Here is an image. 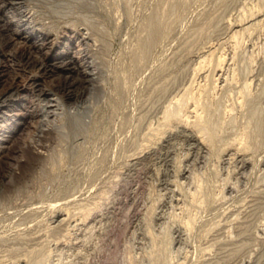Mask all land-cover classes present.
Wrapping results in <instances>:
<instances>
[{
    "label": "rangeland",
    "instance_id": "rangeland-1",
    "mask_svg": "<svg viewBox=\"0 0 264 264\" xmlns=\"http://www.w3.org/2000/svg\"><path fill=\"white\" fill-rule=\"evenodd\" d=\"M4 1L9 78L41 33L52 54L69 35L95 79L79 84L81 68L44 78L52 91L72 81L79 94H31L25 109L36 113L2 143L12 159L0 169V263L264 264V0Z\"/></svg>",
    "mask_w": 264,
    "mask_h": 264
},
{
    "label": "bare ground",
    "instance_id": "bare-ground-1",
    "mask_svg": "<svg viewBox=\"0 0 264 264\" xmlns=\"http://www.w3.org/2000/svg\"><path fill=\"white\" fill-rule=\"evenodd\" d=\"M4 1V0H3ZM8 1V2H7ZM5 2V4H7V5H10V7H14L16 4H18L19 2H20V0H5L4 1ZM249 7V6H248ZM18 8V7H17ZM250 8V7H249ZM258 9V8H257ZM244 10V9H243ZM253 10V9H252ZM255 10V9H254ZM17 11V10H16ZM261 11V10H260ZM22 12V11H21ZM251 12V11H250ZM250 12H248L249 14H250ZM32 13V12H31ZM246 13V12H245ZM253 13V12H252ZM260 14V13H259ZM250 15H252V14H250ZM254 15V14H253ZM256 15V14H255ZM245 16V15H244ZM263 16V15H262ZM238 18H240L239 16H238ZM256 18V17H255ZM236 19V18H235ZM250 19H252V18H250ZM254 19V18H253ZM237 20V19H236ZM236 20H235V23H236ZM240 20H241V18H240ZM245 20V19H244ZM246 20H248V18H246ZM233 21V20H232ZM238 21V20H237ZM249 21V20H248ZM255 21V20H254ZM253 21V22H254ZM256 22H259V21H256ZM234 23V24H235ZM242 23V22H241ZM247 23H251V24H249L250 26L252 25V21H250V22H246V24ZM238 25V24H237ZM257 24H255V26H256ZM259 25V24H258ZM261 25H263V24H261ZM24 26V25H23ZM249 26V27H250ZM35 27V26H34ZM231 27V26H230ZM251 27H253V26H251ZM264 27V26H263ZM241 28H242V25H241ZM244 28V27H243ZM245 28H248L247 26H245ZM244 28V29H245ZM255 28H257V27H255ZM259 28V27H258ZM234 29V28H233ZM249 29V28H248ZM3 30V29H2ZM234 31V30H233ZM232 31V32H233ZM242 31V30H241ZM241 31H240V33H241ZM245 31V30H244ZM235 32V31H234ZM237 32V31H236ZM32 34H33V32H31ZM87 33V32H86ZM239 32H238V34H240ZM251 33V32H250ZM7 34H8V32H7ZM236 34V33H235ZM35 38H36V40L38 41V43L36 42V44L34 43V42H29L28 43V45H24L21 49H19V54L21 55V57L23 58V62H22V64H21V67L20 68H17V70L19 71V73H21V76H18V77H16V76H13L12 78H9L8 76H7V72H6V70L7 69H5L3 66L4 65H2L3 64V62H2V64H1V62H0V125H1V127H0V169L1 168H4L7 164H9V160L10 159H12V157L7 153L8 151H6L5 152V146H3L2 145V143H4V142H8V141H10L12 138L11 137H14V132L17 130L18 131V127H17V125L19 124V123H21L22 121H23V123H25L26 122V119L28 118V117H31V116H33L35 113H36V111H33V112H29L28 110L26 111V109H25V107L26 106H29L28 105V103H29V98H30V96H31V94L33 95L34 93L37 95V97L38 98H44L45 99V97H48L51 93H61L62 95H63V97L64 98H66V99H69L70 100V98H75L76 96H78V94H79V91H77V85H74L73 84V82L71 81V82H62V83H57V84H54V89H55V91H52V90H50V89H47V88H45L43 85H42V81L44 80V78H46V77H48V76H50V75H52V74H55L57 71H60V70H62V71H64V73H65V75H64V77H65V80H66V78H68L69 76H70V72H73L74 70H76V69H78V68H81V70L80 71H78V73L81 75V79L80 80H78L79 81V84L80 83H86V82H89V81H91V80H94L95 79V77H94V71L91 69V65H90V62L91 61H88V60H84V57H83V61L81 60V61H78V59L76 58V56H75V53H77L75 50L73 51V53H71V52H69V50H70V47H71V44H72V39L70 38V37H64L63 38V41L61 42V45L58 47V50H56V52L54 53V54H52V53H50L49 51H50V49L53 47L52 46V38L51 37H49V36H46V34L45 35H42L41 33H35ZM234 36V35H233ZM241 36V35H240ZM250 36H252V35H250ZM256 36H257V33H256ZM83 37V36H82ZM228 37V36H227ZM236 37V36H235ZM237 37H239V35L237 36ZM242 37V36H241ZM154 38V37H153ZM156 38V37H155ZM230 38V37H229ZM247 38V37H246ZM4 39V38H3ZM8 39H10V37L8 36V37H6L4 40H5V43H6V41L8 40ZM231 40H232V36H231V38H230ZM234 39V38H233ZM249 39V38H248ZM155 40V39H154ZM220 40V39H219ZM241 40V39H240ZM251 40V39H250ZM151 41V40H150ZM149 41V42H150ZM235 41V40H234ZM253 41V40H252ZM4 42V41H3ZM223 42H224V40H223ZM222 42V43H223ZM242 42V41H241ZM246 42V41H245ZM86 43V42H85ZM148 43V42H147ZM152 43H153V41H152ZM151 43V44H152ZM146 44V43H145ZM229 44V43H228ZM230 44H232V43H230ZM255 44V43H254ZM143 45H144V43H143ZM212 45V44H211ZM250 45H252L251 43H250ZM85 46V45H84ZM150 46V45H149ZM155 46V45H154ZM231 46V45H230ZM32 47H36V49H38L39 50V56H34V55H32L31 54V48ZM147 47V46H146ZM232 47V46H231ZM251 47H253V46H251ZM80 48V47H79ZM148 48V47H147ZM151 48V47H150ZM216 48H217V46H216ZM234 48V47H233ZM77 49V48H76ZM144 49V48H143ZM250 49V48H249ZM53 50V49H52ZM141 50V49H140ZM149 50V49H148ZM213 50V49H212ZM142 51V50H141ZM231 51V50H230ZM259 51V50H258ZM80 52V51H79ZM144 52H145V50H144ZM156 52V51H155ZM257 52V51H256ZM211 53H212V51H211ZM210 53V54H211ZM258 53V52H257ZM143 54V53H142ZM252 54V53H251ZM258 55V54H257ZM14 56V55H13ZM15 57H16V55H15ZM18 57H19V55H18ZM242 58V57H241ZM219 59H221V58H219ZM201 60H202V58H201ZM3 61V60H2ZM18 61V60H17ZM204 61V60H203ZM222 61V60H221ZM224 61V60H223ZM254 61H256L255 59H254ZM253 61V62H254ZM260 61V60H259ZM220 62V61H219ZM255 63V62H254ZM263 63V62H262ZM17 64V63H16ZM222 65V64H221ZM228 65V64H227ZM262 65V64H261ZM217 66H219V65H217ZM216 66V67H217ZM222 67V66H221ZM96 68V67H95ZM198 68V67H197ZM196 68V69H197ZM227 68V67H226ZM225 68V69H226ZM215 69V68H214ZM222 69V68H221ZM251 69V68H250ZM9 70V69H8ZM33 70H38V72H35V73H30L31 71H33ZM228 70V69H227ZM249 70V69H248ZM262 70V69H261ZM25 71H27V73H30V74H27ZM199 71V70H198ZM243 71H245V70H243ZM256 71V70H255ZM258 71V70H257ZM256 71V72H257ZM207 72V71H206ZM250 73L252 72L251 70L249 71ZM248 72V73H249ZM77 73V72H76ZM213 73H215V72H213ZM241 73V72H240ZM249 73V74H250ZM258 73H259V71H258ZM18 74V73H17ZM17 74H14V75H17ZM58 74V73H57ZM254 74V73H253ZM261 74V73H260ZM60 75V74H59ZM99 75V74H98ZM241 75V74H240ZM54 76V75H53ZM71 76H72V74H71ZM70 76V77H71ZM244 76V75H243ZM16 77V78H15ZM73 77V76H72ZM233 77V76H232ZM239 77V76H238ZM74 78H75V76H74ZM217 78H218V76H217ZM216 78V79H217ZM262 78V77H261ZM264 78V77H263ZM262 78V79H263ZM100 79V78H99ZM253 79V78H252ZM260 79V78H259ZM258 79V80H259ZM64 80V81H65ZM226 80V79H225ZM224 80V81H225ZM240 80V79H239ZM257 80V81H258ZM261 80V79H260ZM218 81V80H217ZM250 81V80H249ZM256 81V82H257ZM96 82V81H95ZM233 82H234V79H233ZM236 82V81H235ZM241 82H243V81H241ZM245 82V81H244ZM228 83V82H227ZM246 83H247V81H246ZM249 83V82H248ZM260 83V82H259ZM101 84V83H100ZM204 85V84H203ZM202 85V86H203ZM226 85V84H225ZM75 86H76V88H75ZM224 86V85H223ZM72 87V88H71ZM94 87V86H93ZM233 88H235V87H233ZM236 89V88H235ZM240 89V88H239ZM243 89V88H242ZM96 91H97V89H95ZM94 90V91H95ZM230 90H231V87H230ZM244 90H245V88H244ZM256 90V89H255ZM20 91H23L24 92V94L22 95L21 94V96H19V98H17V93L18 92H20ZM100 91V90H99ZM224 91H226V90H224ZM242 91V90H241ZM248 91V90H247ZM78 92V93H77ZM228 92H230V91H228ZM232 92V91H231ZM237 92V91H236ZM245 92V91H244ZM243 92V93H244ZM83 93V92H82ZM225 93V92H224ZM235 93V92H234ZM246 93V92H245ZM229 94V93H228ZM236 94V93H235ZM239 94V93H238ZM250 94H251V92H250ZM82 95V94H81ZM225 95V94H224ZM243 95V94H242ZM245 95V94H244ZM244 95L242 96V97H244ZM234 96H236V95H234ZM241 96V95H240ZM36 97V98H37ZM233 97V96H232ZM52 99V98H51ZM54 99V98H53ZM62 99V98H61ZM228 99V98H227ZM245 99V98H244ZM33 100V99H32ZM60 100V99H59ZM75 100V99H74ZM194 100V99H193ZM196 100V99H195ZM237 100H239V99H237ZM242 100H243V98H242ZM47 101V104H46V106L48 107V110H47V112L48 113H52V114H54V113H56V109H57V104L56 103H53L52 101H54V100H46ZM232 101H234V100H232ZM241 101V100H240ZM248 101H249V99H248ZM195 102V101H194ZM197 102V101H196ZM235 102V101H234ZM238 102V101H237ZM40 103V102H39ZM42 103V102H41ZM46 103V102H45ZM198 103V102H197ZM196 103V104H197ZM233 103V102H232ZM231 103V104H232ZM236 103V102H235ZM244 103V102H243ZM44 104V103H43ZM191 104H193V103H191ZM205 104V103H204ZM240 104V102L238 103V105ZM246 104V103H245ZM201 105V104H200ZM39 106V105H38ZM199 105H197V107H198ZM248 106V105H247ZM50 107V108H49ZM193 107V106H192ZM191 107V108H192ZM239 107L240 108H243V107H241V105H239ZM249 107L251 108V106L249 105ZM44 108V107H43ZM207 108V107H206ZM245 108V107H244ZM243 108V109H244ZM85 109H87V108H85ZM196 109V108H195ZM246 109H248V108H246ZM14 110V111H13ZM32 110V109H31ZM201 110V109H200ZM205 110V109H204ZM12 111V112H11ZM167 111H169V110H167ZM194 111V110H193ZM198 111V110H197ZM196 111V112H197ZM208 111V110H207ZM11 112V113H10ZM78 112V111H77ZM87 112V111H86ZM191 112V111H190ZM251 112V111H250ZM47 113V114H48ZM166 113V112H165ZM171 113V112H170ZM173 113V112H172ZM177 113V112H176ZM198 113V112H197ZM63 114V113H62ZM76 114H78V113H76ZM84 114V113H83ZM173 114H175V112L173 113ZM172 114V115H173ZM200 114V113H199ZM86 115V114H85ZM169 115H171V114H169ZM179 115V114H178ZM177 115V116H178ZM189 115H190V113H189ZM206 115V114H205ZM48 116V115H47ZM53 116V115H52ZM87 116V115H86ZM187 116H188V114H187ZM186 116V117H187ZM202 116V115H201ZM74 117V116H73ZM79 117V116H78ZM169 117H171V116H169ZM185 117V118H186ZM199 117V116H198ZM205 117V116H204ZM54 118V117H53ZM62 118V117H61ZM84 118V117H83ZM86 118V117H85ZM88 118H89V116H88ZM175 118H178V117H175ZM188 118V117H187ZM194 118V117H193ZM196 118V117H195ZM207 118V117H206ZM65 119V118H64ZM171 119H173V118H171ZM182 119H184V118H182ZM202 119H203V117H202ZM13 120V121H12ZM73 120L75 121V127L76 128H78V129H80V131H81V128L80 127H83V124H82V126H81V123H79L78 121H80L81 120V118H80V120L77 118V117H74L73 118ZM72 120V124L74 123V121ZM188 120H189V118H188ZM199 121H200V119H198ZM257 120V119H256ZM264 120V119H263ZM66 121V120H65ZM64 121V122H65ZM83 121H85V119L83 120ZM92 121V120H91ZM177 121V120H176ZM185 121V120H184ZM203 121H204V119H203ZM86 122V121H85ZM178 122H180L179 120H178ZM207 122H209V121H207ZM56 123V122H55ZM62 123V122H61ZM60 123V124H61ZM65 123H67V122H65ZM82 123H84V122H82ZM193 123H194V120H193ZM199 122H197V124H198ZM58 124V123H57ZM71 124V125H72ZM85 124V123H84ZM191 124V123H190ZM194 124H196V123H194ZM199 124H203V122L202 123H199ZM63 125H65V124H63ZM90 125V124H89ZM176 125V124H175ZM204 125V124H203ZM44 126V125H43ZM56 126V125H55ZM73 126V125H72ZM88 126V125H87ZM87 126H86V128H87ZM172 126H173V124H172ZM186 126V125H185ZM202 126V125H201ZM209 126V125H208ZM207 126V127H208ZM75 127L73 128L74 130H75ZM91 127V126H90ZM199 127V126H198ZM197 127V128H198ZM203 127V126H202ZM22 128V127H21ZM84 129H82V130H85L86 128H85V126L83 127ZM174 128V127H173ZM189 128V127H188ZM78 129L76 130L77 132H78ZM169 129H171V127L169 128ZM175 130V129H174ZM181 130V129H180ZM188 130H190V129H188ZM263 130H264V128H263ZM79 131V132H80ZM169 131V130H168ZM170 131H172V130H170ZM200 131V130H199ZM35 132V131H34ZM76 132V133H77ZM78 132V133H79ZM85 132H87V131H85ZM84 132V133H85ZM175 132V131H174ZM191 132H193V131H191ZM46 133V132H45ZM71 133V132H70ZM81 133V132H80ZM83 133V132H82ZM82 133L80 134V135H82ZM83 133V134H84ZM166 133V132H165ZM168 133V132H167ZM187 133V132H186ZM197 133V132H196ZM206 133V132H205ZM49 134V133H48ZM73 135H74V133H73ZM164 135V134H163ZM185 135V134H184ZM206 135H208V134H206ZM210 135V134H209ZM208 135V136H209ZM77 136V135H76ZM45 137V136H44ZM161 137H163V136H161ZM170 137V136H169ZM155 138H156V136H155ZM167 138V137H166ZM189 138V137H188ZM191 138V137H190ZM201 138V137H200ZM199 138V139H200ZM204 138H206V137H204ZM211 137H209V140H211L210 139ZM213 138V137H212ZM194 139V138H193ZM156 140V139H155ZM169 140V139H168ZM208 140V139H207ZM208 140V141H209ZM159 141V140H158ZM199 141V140H198ZM84 142V141H83ZM162 142V141H161ZM167 142V141H166ZM202 141L200 140V143H201ZM213 142V141H212ZM44 143V142H43ZM159 143V142H158ZM190 143V142H189ZM149 144V143H148ZM196 144V143H195ZM197 144H198V142H197ZM208 144V143H207ZM209 144H210V141H209ZM31 145V144H30ZM79 145V144H78ZM81 145V144H80ZM166 145V144H165ZM151 146V145H150ZM157 146V145H156ZM197 146V145H196ZM202 146V145H201ZM209 146V145H208ZM229 146V145H228ZM231 146V145H230ZM239 146V145H238ZM11 147V146H10ZM39 147V146H38ZM146 147V146H145ZM152 147V146H151ZM189 147V146H188ZM233 147H235V146H233ZM243 147V146H242ZM241 147V148H242ZM7 148V147H6ZM16 148V146L14 147H12V149H15ZM20 148V147H19ZM40 148H43V146H41ZM202 148V147H201ZM210 147H208V149H209ZM240 148V149H241ZM47 149V148H46ZM199 149H200V147H199ZM9 150V149H8ZM11 150V149H10ZM25 150V149H24ZM242 150V149H241ZM244 150V149H243ZM242 150V151H243ZM46 151H48V150H46ZM197 151V150H196ZM226 151V150H225ZM235 151V150H234ZM236 151H237V149H236ZM49 152V151H48ZM141 152V151H140ZM207 152V151H206ZM223 152V151H222ZM12 153V152H11ZM32 153H33V155L35 156V159L37 158L38 159V162L40 163L41 161H44L43 159H44V157H45V155H44V153L45 152H43L42 151V149H39L38 148V150H32ZM31 153V154H32ZM199 153V152H198ZM242 153V152H241ZM245 153V152H244ZM59 154V153H58ZM62 154V153H61ZM197 154V153H196ZM248 154V153H247ZM143 155V154H142ZM166 155V154H165ZM219 155H221V154H219ZM236 155V154H235ZM59 156V155H58ZM61 156V155H60ZM59 156V157H60ZM187 156H189V155H187ZM231 156V155H230ZM249 156V155H248ZM53 157H54V155H53ZM52 157V158H53ZM151 157V156H150ZM155 157V156H154ZM194 157V156H193ZM204 157V156H203ZM251 157V156H250ZM34 158V157H33ZM138 158V157H137ZM145 158V157H144ZM198 158V157H197ZM205 158H207V157H205ZM222 158V157H221ZM46 159V158H45ZM166 159V158H165ZM200 159V158H199ZM218 159V158H217ZM220 159V158H219ZM218 159V160H219ZM233 159V158H232ZM239 159V158H238ZM245 159H247V158H245ZM47 160H49V159H47ZM228 160H230V159H228ZM249 160V159H248ZM37 161V160H36ZM59 161V160H58ZM134 161V160H133ZM136 161V160H135ZM195 161V160H194ZM240 161H242L241 159H240ZM230 162V161H229ZM34 163V162H33ZM191 163V162H190ZM194 163V162H193ZM228 163V162H227ZM232 163V162H231ZM243 163V162H242ZM28 164V163H27ZM42 164V163H41ZM138 164V163H137ZM224 164V163H223ZM245 164V163H244ZM187 166V165H186ZM189 166V165H188ZM223 166V165H222ZM29 167L30 166H28V169H29ZM128 167V166H127ZM195 167V166H194ZM55 168V167H54ZM223 168V167H222ZM27 169V170H28ZM42 169V168H41ZM128 169V168H127ZM26 170V171H27ZM190 171V170H189ZM193 171V170H192ZM195 171V170H194ZM233 171V170H232ZM243 172V171H242ZM234 173H235V171H234ZM27 174V173H26ZM193 173L191 172V175H192ZM245 174V173H244ZM193 175H195V174H193ZM193 175L191 176L192 178H193ZM17 176V175H16ZM182 176V175H181ZM198 176V175H197ZM210 176V175H209ZM22 177V176H21ZM21 177H19V178H21ZM200 177V176H199ZM196 178V177H195ZM239 178V177H238ZM192 180V179H191ZM166 181V180H165ZM172 181V180H171ZM174 181V180H173ZM168 182H169V180H168ZM167 182V183H168ZM175 182V181H174ZM193 182V181H192ZM196 182V181H195ZM200 182V181H199ZM175 184V183H174ZM177 185H179L178 183H177ZM201 185V184H200ZM170 186V185H169ZM18 187V186H17ZM199 187V186H198ZM179 188V187H178ZM197 188V187H196ZM200 188V187H199ZM206 188V187H205ZM171 189V188H170ZM177 189V188H176ZM201 189V188H200ZM199 189V190H200ZM203 189H204V187H203ZM203 189H201V190H203ZM168 190V189H167ZM198 190V191H199ZM200 190V192H201V195H202V191ZM205 190V189H204ZM208 190V189H207ZM198 191H196V192H198ZM166 192V191H165ZM173 192H175V191H173ZM181 192V191H180ZM210 192V191H209ZM208 192V193H209ZM206 193V192H205ZM190 194V193H189ZM185 195V194H184ZM199 195H200V193H199ZM198 195V196H199ZM179 196H180V193H179ZM194 196H196V195H194ZM206 196V195H205ZM205 196H204V198H205ZM172 197V196H171ZM193 197V196H192ZM172 198H174V197H172ZM181 198V197H180ZM199 198V197H198ZM203 198V197H202ZM209 198H210V196H209ZM178 199V198H177ZM181 199H183V198H181ZM185 199V198H184ZM192 199V198H191ZM196 200V199H195ZM10 201V200H9ZM8 201V202H9ZM183 201V200H182ZM11 202V201H10ZM9 202V203H10ZM184 202V201H183ZM200 202V201H199ZM202 202V201H201ZM182 203V202H181ZM186 203V202H185ZM197 203V202H196ZM187 204V203H186ZM189 204V203H188ZM191 204V203H190ZM193 204H195V203H193ZM180 206V205H179ZM186 206V205H185ZM191 206V205H190ZM174 207H176V206H174ZM186 207H188V205L186 206ZM186 207H185V210L187 211V209H186ZM181 208V207H180ZM85 209V208H84ZM88 209V208H87ZM61 210V209H60ZM66 210V209H65ZM90 210V209H89ZM59 212V211H58ZM78 212H80V213H83V212H81V211H78ZM174 212V211H173ZM180 212V211H179ZM61 213V212H60ZM91 213V212H90ZM176 212H174L173 214H175ZM59 214V213H58ZM65 214V213H64ZM67 214V213H66ZM84 214V213H83ZM82 214V215H83ZM88 214V213H87ZM59 215H61V214H59ZM76 215H77V213H76ZM163 215V214H162ZM68 216H69V214H68ZM86 216V215H85ZM172 216V215H171ZM174 216V215H173ZM57 217V216H56ZM61 217V216H60ZM59 217V218H60ZM66 217V216H65ZM82 217H84V216H82ZM88 217V216H87ZM69 218V217H68ZM67 218V219H68ZM86 218V217H85ZM85 218L83 219L84 220V224H85ZM58 219V218H57ZM62 219V218H61ZM66 219V218H65ZM87 219V218H86ZM93 219V218H92ZM60 220V219H59ZM70 220V219H69ZM83 220H81V221H83ZM97 220V219H96ZM99 221V220H98ZM186 221V220H185ZM184 221V222H185ZM60 222V221H59ZM74 222V221H73ZM175 222V221H174ZM75 223H76V221H75ZM183 223V222H182ZM82 224H83V222H82ZM90 224V223H89ZM88 224V225H89ZM93 224V223H92ZM188 224H189V222H188ZM191 224V223H190ZM55 225V224H54ZM58 225V224H57ZM91 225V224H90ZM187 225V224H186ZM82 226V225H81ZM93 226H94V224H93ZM191 226V225H190ZM179 227V226H178ZM180 227H181V225H180ZM185 227V226H184ZM183 227V228H184ZM91 228V227H90ZM187 228H189V227H187ZM191 228V227H190ZM175 230V229H174ZM177 231V230H176ZM182 232V231H181ZM190 232V231H189ZM186 233V232H185ZM186 235V234H185ZM209 237H207V239H208ZM181 241V240H180ZM175 242V241H174ZM179 242V241H178ZM56 243H58V242H56ZM47 246V245H46ZM208 246V245H207ZM204 247H206V246H204ZM48 248V247H47ZM46 248V249H47ZM204 249V248H203ZM205 249H207V248H205ZM35 250V249H34ZM49 250V249H48ZM208 250V249H207ZM30 251V250H29ZM40 251V250H39ZM45 251V250H44ZM47 251V250H46ZM186 251V250H185ZM203 251V250H202ZM206 251V250H205ZM28 252V251H27ZM31 253H32V251H30ZM48 252V251H47ZM51 252V251H50ZM187 252V251H186ZM45 253V252H44ZM33 254V253H32ZM41 254V253H40ZM43 254V253H42ZM46 254V253H45ZM48 254V253H47ZM203 254V253H202ZM26 255V254H25ZM25 255H24V257H25ZM38 255V254H37ZM189 255V254H188ZM205 255V254H204ZM34 257H35V255H33ZM44 256H46V255H44ZM43 256V257H44ZM40 257H42V256H40ZM39 257V258H40ZM186 257V256H185ZM188 257V256H187ZM203 257V256H202ZM23 258V257H22ZM29 258V257H28ZM36 258V257H35ZM38 259V258H37ZM45 259V258H44ZM20 260H21V258H20ZM35 260V259H34ZM40 260V259H39ZM185 260V259H184ZM183 260V261H184ZM189 260H191V258L189 259ZM27 261V260H26ZM26 261H25V264H27L26 263ZM186 261V260H185ZM28 262V261H27ZM31 262V261H30ZM41 262V261H40ZM182 262V261H181ZM192 262V261H191ZM1 264V263H0ZM29 264V263H28ZM37 264H39V263H37ZM178 264V263H177ZM180 264V263H179ZM182 264V263H181ZM184 264V263H183Z\"/></svg>",
    "mask_w": 264,
    "mask_h": 264
}]
</instances>
